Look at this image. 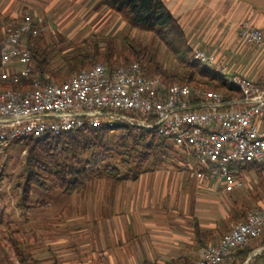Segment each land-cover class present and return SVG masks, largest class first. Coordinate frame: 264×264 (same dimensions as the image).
<instances>
[{
  "label": "rangeland",
  "instance_id": "374dc122",
  "mask_svg": "<svg viewBox=\"0 0 264 264\" xmlns=\"http://www.w3.org/2000/svg\"><path fill=\"white\" fill-rule=\"evenodd\" d=\"M259 2L255 5L260 6ZM227 7L229 12L231 6ZM26 13L38 17L46 26L41 46L60 49L62 55L83 54L95 41L102 51L110 44L117 51L128 52L124 36L130 33L141 45L156 50L162 69L174 74L183 72L152 34L130 30L119 14L97 0H0V35L7 25L4 18L19 20ZM207 19L211 27L221 24L223 30L227 26L218 44L237 47L236 56L226 54L229 66L235 62L247 68L258 62V58H251L261 49L249 46V54L239 53L246 46L237 43L236 31L241 22L247 21L245 16L231 24L221 22L215 13ZM217 35L219 32L216 38ZM198 42L195 37L191 46L201 48ZM63 65L61 56L53 58V69ZM118 134L120 131H114L113 136L106 137V145L116 148ZM178 150L170 149L171 156L164 163L142 173L137 181L117 184L106 179L91 180L83 192L72 196L58 189L34 188L27 202L32 207L28 208L22 201L29 174L28 149L15 142L0 145V264H144V248L156 250L155 238L168 233L176 234L179 245H190L195 262L205 245L218 241L243 220L249 209L264 203V163L237 164L243 169L238 176L240 186L228 193L223 191L222 182H211L215 187L211 188L192 177L189 167L180 161ZM120 152L114 151L118 154L114 161L127 173L129 167L121 159L128 156ZM135 160L132 156L131 168ZM144 166L149 167L150 162ZM196 223L203 232V244L197 243ZM11 237L21 242L23 257H19ZM258 245L260 240L252 247Z\"/></svg>",
  "mask_w": 264,
  "mask_h": 264
},
{
  "label": "built area",
  "instance_id": "2783aa9c",
  "mask_svg": "<svg viewBox=\"0 0 264 264\" xmlns=\"http://www.w3.org/2000/svg\"><path fill=\"white\" fill-rule=\"evenodd\" d=\"M45 32L44 22L30 13L4 28L0 85L16 88L0 87V145L101 125L153 129L181 151L180 161L199 183L222 182L228 193L240 186L243 170L237 164L264 163V80L233 72L217 53L194 48L195 59L219 71L239 97L227 99L201 85L167 84L146 75L138 61L116 68L98 63L53 82L34 72L28 42ZM238 36L246 46H264V31L247 21L239 24ZM262 236L264 203L205 245L196 264H231L236 250ZM263 252L264 245L253 247L243 264H264L256 260Z\"/></svg>",
  "mask_w": 264,
  "mask_h": 264
},
{
  "label": "trees",
  "instance_id": "16d2710c",
  "mask_svg": "<svg viewBox=\"0 0 264 264\" xmlns=\"http://www.w3.org/2000/svg\"><path fill=\"white\" fill-rule=\"evenodd\" d=\"M97 1L110 11L119 14L130 30L152 34L166 47L167 54L183 69V72L174 74L167 68L162 69L156 60V50H150L141 45L130 33H127L124 36V42L128 47V52L117 51L110 44L102 51L98 42L95 41L92 46H87L88 51L71 57L62 55L60 49L42 47L40 44L42 36L29 37L28 42L35 73L42 77L48 75L50 81L60 83L99 61L110 68L138 61L146 63L144 65L146 75L158 76L167 84L201 85L221 92L227 99L240 96V91L231 85L219 71L195 59L190 39L164 0ZM10 21L12 20L9 18L3 20L5 24ZM3 45L4 34L2 33L0 35V58ZM55 56L62 57L63 67L52 68V60ZM66 77L68 78L65 79ZM0 87L16 88L7 83L1 84ZM114 131H120V134H118L119 141L116 143V148L112 149L106 145V137L113 136ZM13 142L28 149L26 167L29 174L22 194V201L28 208L32 207L27 202L33 196L34 188L47 191L58 189L62 193L72 196L83 192L91 180L106 179L117 184L128 180L137 181L142 173L152 170L159 163H164L171 156L170 149L174 151L178 149L160 137L153 129L125 124L114 127L107 125L96 128L82 127L60 135L47 134L40 138ZM114 151L118 154H122L120 151H124L125 156H128V158L121 159V163L129 167L127 173H123L119 165L115 163L114 160L118 154H114ZM178 153L182 155L180 150ZM132 156L137 159L134 168H131ZM145 162H150V166L146 168ZM195 234L197 242L203 244L204 236L198 223L195 225ZM12 240L19 251V257H23L21 242L14 238ZM258 240H260L258 247L264 245V236ZM252 250L253 247L236 250L232 256L231 264H243ZM261 259H264V252L256 260ZM144 264L159 263L153 261L144 262ZM166 264H196V262L181 256Z\"/></svg>",
  "mask_w": 264,
  "mask_h": 264
},
{
  "label": "crops",
  "instance_id": "0c3cea01",
  "mask_svg": "<svg viewBox=\"0 0 264 264\" xmlns=\"http://www.w3.org/2000/svg\"><path fill=\"white\" fill-rule=\"evenodd\" d=\"M172 11V13L178 18L183 29L186 32L188 38L192 41L195 37L199 39V46L203 49H207V51L215 52L217 55L224 59L228 60L226 54L233 53L236 54L237 47H234V44H230L228 46L218 44L217 42H221L223 31H225L226 27L222 30L223 26L219 24L218 27L209 26L210 24H206L208 19V15L210 13H215V15H219V20L221 22H237L240 18L246 17L247 22H251V24L261 28L264 30V0H164ZM245 1V2H244ZM257 1H260V6L255 5ZM263 3H262V2ZM244 3V6H243ZM254 4V6H253ZM227 5H230L231 8L228 12ZM262 5V6H261ZM239 27V25H238ZM238 27H237V35H238ZM219 32V36L216 33ZM195 36V37H194ZM239 38V36H238ZM242 42L241 39L237 41V43ZM244 44V43H243ZM245 45V44H244ZM246 46V45H245ZM199 48V47H195ZM251 47L246 46L245 49H241L239 53L241 54H249L251 52ZM258 53H254V57L258 58V62L255 65H251V67L245 68L244 66H240L235 62L230 63V68L233 72L245 75L255 81L264 80V47L261 51H256ZM236 56V55H235ZM250 59V60H251ZM254 61V60H253ZM252 62V61H251ZM251 76V77H250ZM211 188L212 187L210 183ZM224 191V190H223ZM195 232V228H194ZM154 236V235H153ZM164 240H171L170 243ZM162 238H155L154 244L157 245V249L152 251L151 246L149 248H144L146 252V260L143 259L144 262H153L157 261L159 264L166 262L168 263L172 259H176L178 257H188L192 259V251H190L188 244L182 243L181 245L176 234L168 233V235H162ZM180 239L182 237L180 236ZM198 243V242H197ZM152 251V252H151ZM199 258V255H198ZM193 260V259H192ZM197 262V260L195 261ZM165 263V264H166Z\"/></svg>",
  "mask_w": 264,
  "mask_h": 264
}]
</instances>
